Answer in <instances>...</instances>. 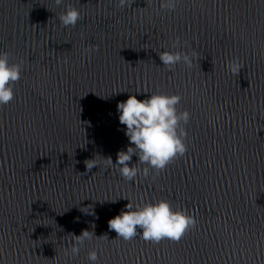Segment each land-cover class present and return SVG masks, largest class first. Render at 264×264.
Returning a JSON list of instances; mask_svg holds the SVG:
<instances>
[{
    "label": "water",
    "instance_id": "1",
    "mask_svg": "<svg viewBox=\"0 0 264 264\" xmlns=\"http://www.w3.org/2000/svg\"><path fill=\"white\" fill-rule=\"evenodd\" d=\"M67 5L75 27L59 21ZM162 51L192 66L168 70ZM0 52L22 62L0 106V264H90L91 250L96 264H264V0H0ZM154 93L182 97L187 151L126 181L106 161L132 146L117 104ZM162 199L197 221L178 242L109 229L128 203Z\"/></svg>",
    "mask_w": 264,
    "mask_h": 264
},
{
    "label": "clouds",
    "instance_id": "2",
    "mask_svg": "<svg viewBox=\"0 0 264 264\" xmlns=\"http://www.w3.org/2000/svg\"><path fill=\"white\" fill-rule=\"evenodd\" d=\"M54 2L57 6L64 4V0ZM134 2L135 0H118V6L123 9L131 7ZM176 3L177 0H161L162 8L168 10H174ZM82 19L80 11L71 5H67L59 16L63 27H75ZM178 46V41L173 44V47ZM86 51H98V48L92 47ZM158 55L168 70H174L181 63L189 68L192 66V57L187 53L162 51ZM227 67L231 73L239 75L243 66L238 61H231ZM21 73L22 62L10 63L9 53L0 52V106L7 105L14 99V85L21 79ZM181 99L176 94L154 93L143 100L137 99L136 95H129L126 101L117 104L119 123L126 126L125 135L132 146L127 147L126 151H119L115 163L110 157L106 161L108 165L115 166L126 181H133L141 172L147 177L150 170L158 175L169 163L186 153L187 132L184 125L189 122L190 114L187 110L178 112L177 105ZM133 155L138 156L139 164L145 165L142 170L136 166L137 163L129 166ZM84 163L86 172L98 166L95 158L85 160ZM126 208L127 211H121L108 221L109 229L114 230L117 237L124 241H131L140 234L146 242L158 243L163 239L178 242L197 223L193 215L185 210H174L163 199L136 205L135 210L128 203ZM93 236L94 233L87 230L82 231L79 236H73L74 243L70 250L65 251V255L78 256L85 242L90 241ZM87 259L90 264H96L97 251L91 250Z\"/></svg>",
    "mask_w": 264,
    "mask_h": 264
}]
</instances>
